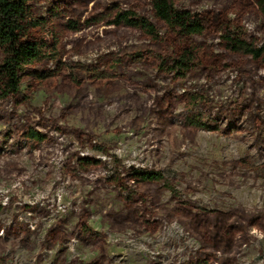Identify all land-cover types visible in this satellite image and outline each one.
<instances>
[{"label":"rangeland","instance_id":"1","mask_svg":"<svg viewBox=\"0 0 264 264\" xmlns=\"http://www.w3.org/2000/svg\"><path fill=\"white\" fill-rule=\"evenodd\" d=\"M152 1L28 0L44 56L21 92L0 82V264H264L260 0H172L203 15L193 36Z\"/></svg>","mask_w":264,"mask_h":264},{"label":"trees","instance_id":"2","mask_svg":"<svg viewBox=\"0 0 264 264\" xmlns=\"http://www.w3.org/2000/svg\"><path fill=\"white\" fill-rule=\"evenodd\" d=\"M28 0H0V48L4 58L0 64V82L3 95L21 92L22 72L28 64L40 60L43 56V44L27 39L22 42L21 19L26 15ZM155 15L171 28H176L183 35H201L206 28L203 15L185 8H178L172 0H153ZM264 15V0H260ZM115 23L123 22L129 26L142 29L154 39H159L157 26L148 18L134 11H121L117 14ZM259 56V50H255ZM195 48L186 49L172 58L171 68L182 76L194 65ZM39 139H41V134ZM138 179L143 181L160 180L162 173L153 170L137 171ZM173 190V187L166 183Z\"/></svg>","mask_w":264,"mask_h":264}]
</instances>
